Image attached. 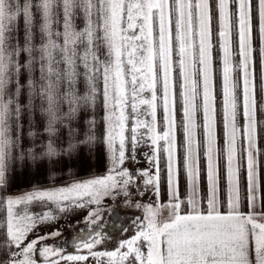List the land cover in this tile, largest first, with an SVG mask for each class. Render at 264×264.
<instances>
[{"label":"snow or ice","instance_id":"1","mask_svg":"<svg viewBox=\"0 0 264 264\" xmlns=\"http://www.w3.org/2000/svg\"><path fill=\"white\" fill-rule=\"evenodd\" d=\"M98 107L99 135L82 120ZM98 140L105 175L7 191L14 164L54 170ZM140 146L150 167L130 170ZM262 155L264 0H0V264H264ZM90 205V239L71 240L89 255L41 243L60 235L37 232L55 212ZM117 208L137 211L132 234L94 251Z\"/></svg>","mask_w":264,"mask_h":264},{"label":"crops","instance_id":"2","mask_svg":"<svg viewBox=\"0 0 264 264\" xmlns=\"http://www.w3.org/2000/svg\"><path fill=\"white\" fill-rule=\"evenodd\" d=\"M103 115L104 111L102 107H98L94 112H90L87 114H84L82 116L83 119H90L95 118L97 121V132L98 135L100 132L103 131V128L105 127L103 122ZM37 119L39 117L37 116ZM132 126V121L129 120V127ZM85 125L81 123V129H83ZM25 130H27V120H25ZM145 129H140V132H144ZM126 135H130L129 133H126ZM60 136L63 138L64 141L67 140V129H61ZM25 143L27 144V140H25ZM129 151L126 153L127 155L131 156V144L128 145ZM151 155V150L147 146H140L136 150V161L133 162L131 159L126 160L125 167L129 168L130 170L135 171L136 169H149V163L148 160L145 158V154ZM62 163L55 165L54 170L48 169V166L45 162V166L37 170L35 167L25 163L23 167L19 166L18 164H14L12 168L8 171L6 174V180L8 181V187L7 191L10 192L13 195H20L25 192L33 191V190H50L54 188H60L67 185H70L74 181H80V180H86L89 178L97 177V176H103L106 174L107 169V149L106 145L102 142H98L89 150L86 146H81V149L79 152L74 155L71 159H68L67 157H63ZM163 166H161V170H164L163 173H160V186L163 187L160 188V191L166 193L165 189L167 187L166 182V168H165V161L162 163ZM48 169V170H46ZM154 169V168H152ZM51 171V174L49 172ZM161 193V192H160ZM163 195V193H162ZM161 200L166 202L167 196H162ZM139 201L140 197H138ZM106 202H104L105 205L109 204L108 199H105ZM137 200H134L133 203H135ZM146 203H149L150 200H144ZM107 203V204H106ZM118 209V208H117ZM244 211H247V209H244ZM34 214H39L41 212H33ZM89 212V211H88ZM87 212V213H88ZM76 215L73 222L70 224V226L64 230H59L57 227H59V223L57 221V214L55 215L57 218L49 221L47 223H43L39 225L37 228V232L39 235L42 236H49L50 233L59 232L60 235L55 237H49L48 239L42 241L41 243L43 245L48 244V242H53L63 235L69 233L70 231L77 229L83 225H85L82 221L84 217L87 215ZM132 220V219H131ZM132 233H121L119 235H123L121 237L124 238V236H130ZM118 236V235H117ZM31 238H35L34 236ZM109 241H107L106 246L101 248V251H111L115 247L111 248L109 245ZM37 247H40L38 245ZM89 255V254H88ZM69 264H75V263H69ZM76 264H96L95 260L89 255V259L87 261L78 262Z\"/></svg>","mask_w":264,"mask_h":264},{"label":"rangeland","instance_id":"3","mask_svg":"<svg viewBox=\"0 0 264 264\" xmlns=\"http://www.w3.org/2000/svg\"><path fill=\"white\" fill-rule=\"evenodd\" d=\"M145 95H147V93H145ZM131 110L129 109V112ZM159 115V114H158ZM144 118V117H142ZM148 119H150V117H147ZM165 161V158H164V154L161 153V157H160V170H161V166H163V162ZM150 171L154 172L155 169H150ZM164 170H162L160 173H163ZM260 173H261V178L262 180H264V155H262L260 157ZM161 177V176H160ZM162 179V178H160ZM163 187V182H162V186H160V188ZM162 190H164V188H162ZM160 191L161 192V195L163 193L162 196H167V187L165 189L166 193L163 192V191ZM150 196H151V193L148 192L146 193L143 197H140V199H142L140 202L141 203H146L144 200H150ZM122 199V198H121ZM132 200H139L138 197H133ZM109 202L108 203H111L110 200H108ZM106 202V200L104 201ZM117 203H119V201H117ZM107 204V203H106ZM53 208L55 207L54 205L52 206ZM96 206L95 205H90V206H86L84 208H75V207H69L67 211L65 212H55L54 214L57 216H59V218H57V221L59 223V227H57V229L59 228V230H64L66 228H68L70 226V224L73 222L74 218L76 217V215H84L86 214L90 209H93L95 208ZM30 208V211H33V212H42V211H47L48 208L46 207H42L39 203H33L32 205L29 206ZM119 210H124L123 208H118ZM132 211H135L137 212L135 209H130ZM75 216V217H74ZM74 217V218H73ZM131 223V220L127 221V224H130ZM121 234V233H120ZM123 235H118V236H115V237H112L110 240L108 239H105V241L100 244V245H97L96 248L94 249V251H101V248L108 245L106 244L107 241H109V245L111 246V248L115 247L116 245V241H118L119 239H121ZM125 237V236H124ZM58 240V239H57ZM56 240V241H57ZM52 242H48V244H46L47 246H51ZM64 248H62L63 250V254L64 255H78V254H84V255H88V252H87V249H82L80 252L77 251V249H74V250H69V249H66L65 246H63ZM37 259L39 260V256H37ZM53 259H55V257H53ZM69 263H78L76 261H64L62 260L61 261V264H69Z\"/></svg>","mask_w":264,"mask_h":264},{"label":"water","instance_id":"4","mask_svg":"<svg viewBox=\"0 0 264 264\" xmlns=\"http://www.w3.org/2000/svg\"><path fill=\"white\" fill-rule=\"evenodd\" d=\"M116 211L118 212V215H109V214L104 215V222L106 223V227L104 231L107 234H109L110 236V238H108L109 240L112 237H115L120 233H123L119 229L128 227L130 224H127V221L133 219L134 216L138 214L137 212L132 210L125 211V210L117 209ZM125 217L126 219H124ZM77 236L83 237L85 239H90V237H88V233L85 225L70 231L69 233L60 237L57 241L55 240L50 244L53 248L62 249L64 248L63 246H65L66 249L74 250L76 248L72 245L71 240L73 237H77ZM77 243L78 244L82 243V240L77 239Z\"/></svg>","mask_w":264,"mask_h":264}]
</instances>
